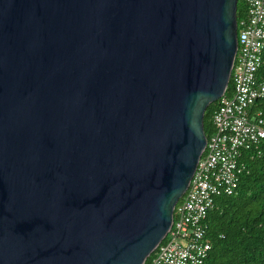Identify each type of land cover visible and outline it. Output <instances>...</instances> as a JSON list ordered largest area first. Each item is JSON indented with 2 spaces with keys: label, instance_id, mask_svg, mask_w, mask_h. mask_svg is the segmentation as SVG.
<instances>
[{
  "label": "water",
  "instance_id": "1",
  "mask_svg": "<svg viewBox=\"0 0 264 264\" xmlns=\"http://www.w3.org/2000/svg\"><path fill=\"white\" fill-rule=\"evenodd\" d=\"M238 0H0V264H144L225 93Z\"/></svg>",
  "mask_w": 264,
  "mask_h": 264
},
{
  "label": "built area",
  "instance_id": "2",
  "mask_svg": "<svg viewBox=\"0 0 264 264\" xmlns=\"http://www.w3.org/2000/svg\"><path fill=\"white\" fill-rule=\"evenodd\" d=\"M247 18L237 20L238 45L231 67L233 88L212 116L214 130L190 180L174 207L173 222L149 264H205L211 243L204 221L221 195H233L247 172L244 155L264 156V117L254 110L264 99L258 71L264 59V0H244Z\"/></svg>",
  "mask_w": 264,
  "mask_h": 264
},
{
  "label": "trees",
  "instance_id": "3",
  "mask_svg": "<svg viewBox=\"0 0 264 264\" xmlns=\"http://www.w3.org/2000/svg\"><path fill=\"white\" fill-rule=\"evenodd\" d=\"M247 11L246 2L238 0L237 20L246 19ZM258 77L264 79V59ZM232 88L230 77L226 95ZM218 104L219 100L210 103L204 113L206 137L214 130L212 116ZM254 110L262 111L264 117V99L256 102ZM249 153L241 158L247 172L237 192L217 197L207 213L204 225L211 250L205 264H264V156ZM152 255L153 252L144 264L150 263Z\"/></svg>",
  "mask_w": 264,
  "mask_h": 264
}]
</instances>
